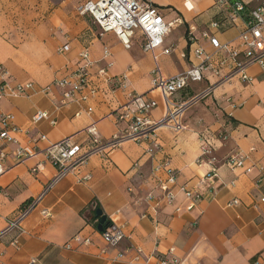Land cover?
Returning a JSON list of instances; mask_svg holds the SVG:
<instances>
[{
    "label": "crops",
    "instance_id": "1",
    "mask_svg": "<svg viewBox=\"0 0 264 264\" xmlns=\"http://www.w3.org/2000/svg\"><path fill=\"white\" fill-rule=\"evenodd\" d=\"M85 1L0 0V64L8 72L6 81H32L35 85L29 96L0 101V113H9L22 127V143L41 135L45 136L37 143L41 149L71 135L82 142L86 137L81 130L94 121L99 135L109 137L123 125L117 121L115 109L131 91L156 99L151 117L159 119L164 105L152 86L155 65L164 76L171 77L198 62L190 52L189 26L195 27L196 43L205 52H213L209 40L200 33L219 17L214 0H151L166 22L181 20L153 51L144 49L138 31L128 48L113 32L101 34L91 15L78 11ZM243 2L246 12L256 4L255 0ZM243 19L218 31L219 41L236 43ZM65 45L67 48L62 50ZM85 48L94 62L91 72L93 83L100 89L97 94L85 102L61 105L59 89L52 88L45 94L37 91L74 71L80 64L79 53ZM164 48H170L168 54L163 53ZM105 49L109 51L107 57ZM107 62L112 63L107 74L126 76L123 89L112 91L102 77L95 76L96 69ZM247 73L249 81L224 83L188 109L183 131L160 129L161 151L148 155L145 142L126 141L106 158L90 156L40 200L22 221L21 231L3 235L0 264H155L153 256L165 255L170 248L185 264H264V202L260 200L264 197V69L253 65ZM214 79L208 75L193 82L175 98L184 99ZM88 106L92 107L90 113L86 111ZM37 111H46L48 118L32 125L30 119ZM217 131L227 138L212 139L210 133ZM207 142L216 158V177L212 187L205 190L197 184L209 166L196 159ZM233 153L248 157L253 165L250 173L232 170L224 162ZM164 158L176 171L171 203L157 186L164 174L154 171ZM135 161L138 168H132ZM37 163H41L40 169L32 172ZM54 173V167L40 155L0 175V230L23 202L39 194ZM85 175L89 177L84 179ZM258 175L262 176L259 182ZM183 184L203 189L202 199L191 210L183 209ZM148 195L151 200H147ZM234 199L237 204L232 203ZM95 205L109 224L122 226L125 231L126 238L116 248L106 247L95 232L98 219L91 214ZM178 205L180 211L175 210ZM43 209L50 215H43ZM76 234L90 236L91 243L73 242L66 248ZM102 248L106 252L99 254ZM127 248L123 259L110 260L117 250ZM135 248L141 249L137 261L131 260Z\"/></svg>",
    "mask_w": 264,
    "mask_h": 264
},
{
    "label": "built area",
    "instance_id": "2",
    "mask_svg": "<svg viewBox=\"0 0 264 264\" xmlns=\"http://www.w3.org/2000/svg\"><path fill=\"white\" fill-rule=\"evenodd\" d=\"M189 1V0H185ZM256 4L246 12L243 0H214L219 17L211 20L207 27L200 33L201 37L209 40L213 47V52L207 53L196 43L194 35L195 27L189 26L188 41L190 52L198 60L186 70L179 72L171 77L162 74L158 65L152 69V86L161 97L164 105L163 114L159 119L151 117L152 110L157 106V101L153 97L138 92H128L127 100L118 105L115 109L117 121L122 123V127L109 137H101L98 133L96 122H91L81 132L85 135V140L77 142L74 136H67L57 142L50 143L43 149L37 145L39 140H44L45 136L31 139L22 143L19 139L23 129L14 123L9 113H0V175L14 165L24 163L30 158L43 156V159L50 163L54 169V175L43 185L39 194L30 200L24 207H20L18 212L9 218L5 227L0 230L1 239L5 233L11 231H21L22 221L36 207L40 200L51 191L54 186L66 175L77 171L87 159L92 155H99L106 158L108 154L120 147L126 141L136 143H146L145 153L153 155L162 150V145L158 139V131L162 128L169 129L175 133L183 131L186 126L183 123L185 112L192 106L198 104L214 90L224 84L238 79L249 81L250 76L247 69L253 65L264 69V0H255ZM80 13H88L93 21L99 26L100 33L113 32L122 45L126 48L130 46L131 38L138 31L144 39L143 47L145 50L153 51L163 44L165 35L176 24L181 23L179 18L166 22L151 0H87L78 7ZM245 14V15H244ZM244 18V19H243ZM243 19L240 24L239 34L236 43H221L216 35L218 31L237 25V20ZM65 45L62 50L66 49ZM170 48H164L163 53L168 54ZM104 56L109 55L105 49ZM88 50L85 48L79 53L80 64L77 68L67 75L53 80L51 83L37 89L39 93H48L52 88L60 90V104L65 105L71 101H88L97 94L100 89L93 83L91 69L94 62L88 58ZM112 63L107 62L105 66L98 67L95 76L102 77L103 82L115 91L125 87L126 76H111L107 74V67ZM208 75L215 79L194 94L188 95L184 99H176L175 95L185 90L193 82L202 81ZM7 70L0 64V101L5 97L29 96L34 89L32 81L9 83ZM86 111L90 113L92 107L88 106ZM46 111L35 112L30 123L35 125L47 119ZM51 123H55L51 121ZM212 139L225 140L227 136L221 131L210 133ZM215 156L213 155L212 145L207 144L201 147V154L197 163H206L208 173L198 182V186L207 190L212 187L216 177L214 166ZM9 161V164H8ZM224 162L232 170H240L243 173H250L253 165L249 163L246 155L233 153L228 155ZM41 163H37L31 170L35 172L40 169ZM139 163L135 161L132 168H138ZM155 172H162L163 179H159L157 186L164 193L166 200L171 203L174 194L171 191L176 182V171L171 167L168 158H164L154 166ZM85 175L83 178L87 179ZM262 179L257 176V182ZM198 186H180L185 205L183 209L191 210L203 197V193ZM147 200H151L148 195ZM264 202V197H261ZM237 204V200L232 201ZM181 205L175 210L180 211ZM43 215H50L47 209L41 211ZM98 233L106 247L116 248L125 238L126 234L122 226L108 224ZM88 245L91 243L90 236L74 235L65 244L66 248L71 247V243ZM129 248L117 250L111 261H118L125 257ZM99 254L106 252L105 248L100 249ZM3 250L0 245V257ZM141 249L135 248V255L131 260L137 261L141 258ZM155 264H185L178 258L173 248H170L165 255L156 254Z\"/></svg>",
    "mask_w": 264,
    "mask_h": 264
},
{
    "label": "water",
    "instance_id": "3",
    "mask_svg": "<svg viewBox=\"0 0 264 264\" xmlns=\"http://www.w3.org/2000/svg\"><path fill=\"white\" fill-rule=\"evenodd\" d=\"M95 214L98 216V222L96 228L98 231H101L103 228V224L107 221V216L102 213L101 209H96Z\"/></svg>",
    "mask_w": 264,
    "mask_h": 264
},
{
    "label": "trees",
    "instance_id": "4",
    "mask_svg": "<svg viewBox=\"0 0 264 264\" xmlns=\"http://www.w3.org/2000/svg\"><path fill=\"white\" fill-rule=\"evenodd\" d=\"M30 202V200H26L25 202H23L21 204V207H24L25 205H27ZM96 209H98V206L95 205L92 209H91V214H92V218L93 219H98V216L95 214ZM109 224V221L107 220L104 224L103 227H106ZM95 225H97V222H95Z\"/></svg>",
    "mask_w": 264,
    "mask_h": 264
}]
</instances>
